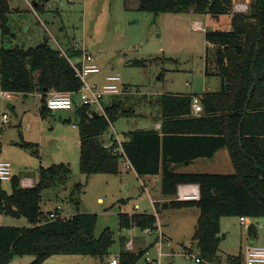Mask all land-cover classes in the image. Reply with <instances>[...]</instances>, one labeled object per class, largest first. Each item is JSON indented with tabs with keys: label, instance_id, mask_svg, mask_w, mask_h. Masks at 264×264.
Segmentation results:
<instances>
[{
	"label": "trees",
	"instance_id": "obj_1",
	"mask_svg": "<svg viewBox=\"0 0 264 264\" xmlns=\"http://www.w3.org/2000/svg\"><path fill=\"white\" fill-rule=\"evenodd\" d=\"M10 0H0V26H8ZM140 8L156 15L162 13L231 14V30H206L207 76L220 79V88L200 94L201 113L192 112L198 94L169 93L159 99L160 129L138 128L121 141L124 154L139 176L161 174V192L171 197L163 208L183 209L197 206L200 215L193 241L204 260L199 264L222 261L220 245L225 238L221 219L227 216L264 217V0H250L247 12H232L233 0H140ZM48 40L29 48L0 47V87L24 95L41 93L40 112L49 110L46 99L52 92H75L82 86L68 57ZM141 63V62H137ZM126 92V89H125ZM124 92V93H125ZM102 104L104 112H94L89 104L77 106L80 137V170L96 173H121L123 153L115 140L105 146L104 134L119 116L134 113L122 96ZM128 98V97H127ZM126 98V99H127ZM28 148L37 144L24 142ZM228 148L235 167L233 173L179 172L173 164L211 158ZM35 152H38L37 148ZM72 173L66 163L39 170V182L21 185L13 176L7 192L0 185V212L4 217L22 218L28 226L0 225V264H10L18 255H32L30 264H43L53 255H90L103 261L116 243L114 231L106 227L95 235L98 214L77 211L69 217L49 219L43 215L42 192L57 180L67 183ZM199 186L198 200L177 199L180 185ZM80 189L81 184H75ZM156 213H119V228L156 229ZM46 220L43 222V220ZM251 235L257 234L252 224ZM157 240V238H156ZM145 250L132 251L125 246L119 252V264H138ZM244 264L241 254H227L226 263Z\"/></svg>",
	"mask_w": 264,
	"mask_h": 264
},
{
	"label": "rangeland",
	"instance_id": "obj_2",
	"mask_svg": "<svg viewBox=\"0 0 264 264\" xmlns=\"http://www.w3.org/2000/svg\"><path fill=\"white\" fill-rule=\"evenodd\" d=\"M35 2L38 3L36 7ZM10 4V32L4 34L0 26V47L29 48L46 38L51 46L59 48L60 45L69 56L73 51L82 52L83 47L95 56L101 72L91 74L89 83L102 86L108 74H120L126 92L106 95L102 104L122 96L134 113L114 120L103 136L105 141L107 135L114 132L123 141L132 130L155 128L161 118L158 101L163 94L200 95L220 88L218 77L205 74L208 44L205 31L196 25L201 18L191 16L189 12L156 15L142 10L140 0H10ZM228 15L220 18L209 15L208 20L202 19L209 30H230L231 16ZM71 58L76 60L78 57ZM40 99L36 93L30 96L19 93L11 102L0 100V160L11 163L13 176L21 181L32 176L36 183L39 182L41 168L58 163L70 165L72 173L67 183L57 180L54 185L43 189V209L60 206V212L69 216L77 211L97 213L95 235L99 236L106 227H110L116 238L110 255L104 261L90 255L71 254L50 256L43 264H108L125 244L127 247L130 240L135 244L132 251L145 250L138 264H199L189 255L199 254L197 244L176 213L175 218L179 217L176 222L168 220L165 214L157 216L163 232L173 237V242L162 245V250L168 255L152 263L147 260V257H159L161 245L149 237L153 235L156 238V235L133 227L120 230L118 217L120 212L133 210H151L154 213L150 196H157L159 187L153 183L149 185L144 176L139 178L123 163L119 174L82 173L77 107L51 111L42 117ZM74 99L81 105L79 95L76 94ZM14 103L16 108H12ZM4 114L8 116L7 122H4ZM24 142L37 146L31 149ZM36 148L38 152H35ZM229 160L225 166L212 161L208 171L233 173L235 167L232 159ZM75 184L82 187L78 189ZM0 185L7 192L12 191L11 180L2 181ZM138 203L139 208L135 207ZM158 205L160 208L161 204ZM251 220L256 224V240H249L248 230L238 216L225 217L222 227L225 238L220 245L223 257L216 264H228L227 254L244 257L248 241L252 245L264 246V226L260 228L259 225L264 223V217ZM3 224L28 226L29 221L25 217L9 216L4 217ZM139 235L141 237H137ZM33 260L32 255H18L10 264H30Z\"/></svg>",
	"mask_w": 264,
	"mask_h": 264
},
{
	"label": "built area",
	"instance_id": "obj_3",
	"mask_svg": "<svg viewBox=\"0 0 264 264\" xmlns=\"http://www.w3.org/2000/svg\"><path fill=\"white\" fill-rule=\"evenodd\" d=\"M249 9V4L247 3H234L233 4V13L235 12H247ZM197 28L204 29V27L201 24H196ZM61 52L68 56L65 50L59 45V48ZM82 52L81 55L74 60L71 57H68L69 61L71 62L72 66L75 68L77 75L82 80V86L78 91L75 92H52L46 99V107L49 110H58V109H64V110H71L76 108V101L74 99V96L77 94L80 96L81 105L82 104H89L93 107L94 112H104L103 105H102V98L106 95H117L122 94L125 92V87L123 84V80L118 73H110L105 78V83L102 86H98L94 83L88 82V77L91 74L99 73L101 72L100 65L96 62L95 56L88 52L85 47L81 48ZM16 92L2 89L0 88V100L9 101L12 100L16 96ZM35 94V93H34ZM40 98L42 96L41 93H36ZM203 111V105L200 96H194L192 101V112L194 114H199ZM8 121L7 114H4V122ZM117 140L119 143V148H115L114 151L123 153V157L121 159V162L123 165L128 169L130 167H133L130 160L127 158V156L123 152V148L121 146V141L119 135L114 132L107 135V139L105 142V146L109 147L111 144ZM0 141H1V135H0ZM13 177L12 172V165L8 161L0 160V182L2 181H10ZM21 185L24 187H31L34 185V182L32 179H25L21 181ZM200 194L199 190L196 186H188V185H180L178 190V196L177 198L184 199V198H191V199H199ZM61 207L57 206L55 209H44L43 215L44 217H48L49 219H55L58 217L64 218L69 217V215H64L60 212ZM250 217L247 216H241L239 217L240 222L243 224L244 228L247 230L249 227L255 223H253L250 219ZM46 220L44 219L43 222ZM4 222V216L0 212V225H2ZM259 224V223H257ZM260 227L264 226V223L259 224ZM157 228L152 229L151 227H146L142 229L147 234H155L157 238L158 244L161 245L159 250V257L157 259H151L147 257V260L152 263L153 261H160L163 256L168 255V253H164L162 250L163 244H168L170 241L169 239L164 235L162 231L161 224L158 220L156 224ZM127 248L132 249L133 248V241L130 240L127 243ZM189 255L195 260L196 263H201L204 260L197 254L189 253ZM119 253L115 254L109 261V264H119ZM244 264H260L264 263V246H258V245H247L246 250L244 253ZM211 264V263H209Z\"/></svg>",
	"mask_w": 264,
	"mask_h": 264
},
{
	"label": "crops",
	"instance_id": "obj_4",
	"mask_svg": "<svg viewBox=\"0 0 264 264\" xmlns=\"http://www.w3.org/2000/svg\"><path fill=\"white\" fill-rule=\"evenodd\" d=\"M233 2L234 3L236 2V3H247V4H249L250 0H234ZM36 6H38V3L37 2L34 3V7H36ZM190 15L191 16L200 17L201 19H198L196 21L197 22L196 24H201L204 27V29H202V30H204V31L208 30L206 28V26H205V20H203L202 17H205L207 19V17H209V14H195V13L190 12ZM228 16H231V14H229ZM220 17H222V16H220ZM229 20H230V18H229ZM199 29H201V28H199ZM231 29H232V24H231ZM55 48H58V47H55ZM17 94H19V93H17ZM30 95H34V94H30ZM30 95L28 94V95H24V96H30ZM11 101L12 100H9L8 102H11ZM40 105H41V99H40ZM76 105L78 106L77 102H76ZM77 106H75V107H77ZM12 108H16V103H14L12 105ZM39 109H40V107H39ZM51 111H57V110H48L45 116H47L49 114V112H51ZM40 114H41V112H40ZM42 117H44V116H42ZM160 127H161V121L159 120V121H157L155 128H142V129H160ZM228 151L229 150H225V149L222 148V149L218 150L216 152V154L213 157H211V158L200 157V158H196V159L192 160L191 162H186V163H182V164H173V167L176 169V171H179V172H210V171H208L209 170L208 169V166L209 165L212 166V161H214V160L217 162V164H219L221 166L228 165L227 162H229L230 161L229 159H231L230 158L231 157L230 156V152H228ZM127 170H133L137 174V172L134 170L133 167H130ZM142 177L139 176V178H142ZM144 177L146 178V180H147V182H148L149 185L151 183H153L157 188L159 187V190L156 192V195L157 196H154V197L150 196L151 197V203H152V205H153V207L155 209V212L154 213H156V209H157L156 205H157V203L161 204V206H160V209L161 210L159 212H157L158 218L160 217V214H165V215H167L166 217H167L168 220H174V222H176L177 219L179 217H181L182 218L181 222L182 223L185 222L184 225L188 228L187 230H188V232H190V235H192L191 237H193V234H194L195 229H196L197 221H198V218H199V215H200V209L197 206H194V207H191V208L178 209V210L172 209V208H163L162 207V204H164L166 202H170L172 199H175L176 197L171 198V197H165V196L162 195V192H161V180H162V176H161V174H158V175H145ZM26 178L32 179L33 182H34V184L36 183L35 180H34V178L32 176H26L23 180H25ZM144 185H146V184H144ZM188 186H196L197 187L198 185L189 184ZM180 200H198V199L184 198V199H180ZM135 207L139 208L140 207V203L136 204ZM175 211H177V212H175ZM135 212H137V211H134V210L133 211H129V213H135ZM138 212H140V213H153L151 210L150 211H144V212L138 211ZM175 213H176V215H179L178 218H175V216H176ZM187 215H189V216H187ZM249 219L251 220V218H249ZM224 221H225V217H222V219H221V229L223 227ZM260 228H263V226H261ZM133 229H140V228L133 227ZM164 235L169 239V241H172L173 242V237L170 234L169 235L168 234L166 235L164 233ZM137 237H141V236L139 235ZM149 237H150V239L153 240V242H155V244L158 243L157 240H156V238H155V236L149 235ZM247 237H249V240L250 239L251 240H256L257 234L254 236V235H251L249 233V231H247ZM133 238L135 239V237H133ZM134 245L135 244H134V241H133V246ZM153 245H151V247ZM247 245H252V244L248 241V244ZM108 264H109V262H108Z\"/></svg>",
	"mask_w": 264,
	"mask_h": 264
},
{
	"label": "water",
	"instance_id": "obj_5",
	"mask_svg": "<svg viewBox=\"0 0 264 264\" xmlns=\"http://www.w3.org/2000/svg\"><path fill=\"white\" fill-rule=\"evenodd\" d=\"M198 190H199V186H197Z\"/></svg>",
	"mask_w": 264,
	"mask_h": 264
}]
</instances>
